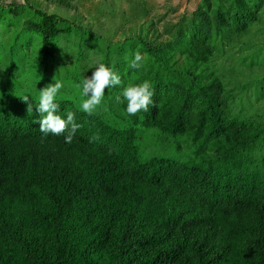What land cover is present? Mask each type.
Wrapping results in <instances>:
<instances>
[{
    "label": "trees",
    "instance_id": "1",
    "mask_svg": "<svg viewBox=\"0 0 264 264\" xmlns=\"http://www.w3.org/2000/svg\"><path fill=\"white\" fill-rule=\"evenodd\" d=\"M217 2L183 18L173 38L152 24L147 36L116 45L130 51L129 63L140 51V69L108 45L104 63L122 83L105 89L102 105L121 127L56 100L62 118L72 111L82 125L68 144L39 131L37 100L28 113L23 97H0V264H264V157L255 154L264 124L238 108L209 67L213 38H240L259 21L261 5ZM43 3L58 11L32 0L22 6L38 16L34 31L49 67L52 42L83 27L59 12H77L71 1ZM145 80L155 106L129 116L123 88ZM144 132L169 136L192 154L146 159Z\"/></svg>",
    "mask_w": 264,
    "mask_h": 264
},
{
    "label": "rangeland",
    "instance_id": "2",
    "mask_svg": "<svg viewBox=\"0 0 264 264\" xmlns=\"http://www.w3.org/2000/svg\"><path fill=\"white\" fill-rule=\"evenodd\" d=\"M32 1L38 2L50 13L58 11L49 5L46 7L43 3L45 0ZM69 1L77 8V12H59L76 21L83 29L54 40L50 47L53 54L47 58L49 67H44L43 56L47 54L43 39L34 31L38 16L28 7L22 6L24 2L20 4L17 0H0V97L9 92L19 97L28 95L29 100L38 101L39 90L54 83L55 77L64 85L56 100H71L79 107L81 96L77 85L82 77L91 76L94 71L91 67L105 62L110 43L114 45L113 53L116 56H125L124 65L127 66V52L130 51L120 50L116 45L121 46L131 37L137 38L138 34L147 36L152 24L162 35L173 38L178 28L174 26L183 18L192 17L198 8L206 6V1L216 3L219 0ZM223 1L230 4L233 0ZM261 1L259 21L250 25L240 38L224 39L225 43L220 38H213L214 57L209 67L221 78L227 89L237 95L238 108H244L250 118L264 124V0ZM14 2L19 8L16 15L9 11ZM137 48L138 45H135ZM55 60L58 61L57 68ZM105 108L107 106L101 104L97 112L116 127L123 126L115 112ZM140 139L142 154L146 159L160 156L184 161L192 154L185 144L180 146L169 136L144 132ZM255 154L258 160L264 157V143L258 146Z\"/></svg>",
    "mask_w": 264,
    "mask_h": 264
},
{
    "label": "clouds",
    "instance_id": "3",
    "mask_svg": "<svg viewBox=\"0 0 264 264\" xmlns=\"http://www.w3.org/2000/svg\"><path fill=\"white\" fill-rule=\"evenodd\" d=\"M24 0H17L22 4ZM145 61V56L137 51L134 58L130 61L129 67L132 69H140ZM90 77H82L77 88L80 89L81 103L79 110L88 116H94L97 109L102 104L105 89L121 85V76L107 66L105 63L99 62L95 66ZM54 83H49L39 90L38 103L36 111L40 114V118L36 123L39 124V131L46 137L49 134L60 136L64 135L65 142L71 144L75 133L82 126L76 122V115L72 111H68L66 119L59 115L60 105L56 102V97L60 90L64 87L63 83L53 77ZM122 96L127 102L126 114L134 116L140 111L147 112L149 106H155L153 100L154 90L150 81H143L139 84H129L123 88ZM119 99V97L117 98ZM27 104V111L31 113L33 104L29 100V96L25 95L22 99ZM107 110V108H105ZM98 136L90 138L98 139Z\"/></svg>",
    "mask_w": 264,
    "mask_h": 264
}]
</instances>
